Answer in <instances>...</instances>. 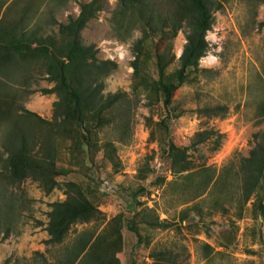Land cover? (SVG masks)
Listing matches in <instances>:
<instances>
[{
    "label": "rangeland",
    "instance_id": "1",
    "mask_svg": "<svg viewBox=\"0 0 264 264\" xmlns=\"http://www.w3.org/2000/svg\"><path fill=\"white\" fill-rule=\"evenodd\" d=\"M92 1L0 0V61L8 67L0 75V264H69L86 231L95 243L74 264H264V175L246 198L239 171L264 137V4L216 0L208 52L166 106L154 84L159 55L168 62L165 83L180 67L188 31L178 22L180 0H99L80 41L116 63L102 79L103 93H124V103L91 132V144L52 140L44 124L20 117L28 110L54 121L61 98L47 93L56 85L46 74L49 61L26 40H42L58 54L70 39L61 26ZM17 40L21 46L10 44ZM21 128L51 143L59 185L50 192L6 168L5 144ZM203 131L209 138L196 144ZM172 144L190 170L174 163ZM69 181L100 219L73 225L62 244H47L52 204L66 199Z\"/></svg>",
    "mask_w": 264,
    "mask_h": 264
},
{
    "label": "trees",
    "instance_id": "2",
    "mask_svg": "<svg viewBox=\"0 0 264 264\" xmlns=\"http://www.w3.org/2000/svg\"><path fill=\"white\" fill-rule=\"evenodd\" d=\"M98 1L93 0L88 4L81 5L78 18H71L68 25L61 26L62 33L69 34L70 39L58 54L51 53L49 48L41 45L42 40L35 37L26 40L29 45L37 44L33 54H42L49 61L46 74L50 81L55 82L56 85L47 90V93L57 92L61 98L55 104L54 121L43 120L28 110H25L20 117L23 120L34 118L38 123L44 124L52 140L55 138H62L63 140L78 138L84 141V145L91 144V132L105 126L110 120L107 115L112 114L117 106L124 103V93L116 92L107 95L103 93L102 79L116 69V63L111 60L98 59L94 47L84 46L80 41L81 30L86 27L87 22L99 10ZM120 1L126 2L127 0ZM258 1L264 4V0ZM177 5L180 13L178 22L180 24L185 22L188 29L187 42L179 59L180 67L175 72V81L165 83L164 78L168 62H165L163 55H159L160 80L154 84L163 95V102L166 106L171 103L174 92L185 82L187 71L191 68H198L200 60L206 56L209 49L206 34L213 25V11L219 9L221 3L216 0H180ZM174 30L177 31L178 27H175ZM5 40L0 34V50L4 48L3 42ZM22 42L23 40H17L10 44L13 46L20 45ZM4 66L3 62L0 61V75H3L4 70L8 69L7 66ZM133 67L135 76H138L137 64H134ZM0 83L4 84L2 81ZM144 84L146 87L154 86L147 80H144ZM210 111H213L214 115H220L217 110ZM78 132L80 134H77ZM211 135L212 132L210 131V137ZM208 138L209 132L203 131L196 135L194 142L200 144ZM50 144L34 141L32 133L23 128L13 130L5 144L9 153L7 170L15 179L20 181L28 176L35 180H41L47 191L50 192L59 185L54 179L58 172L55 153L49 149ZM109 145L107 144V146ZM171 148L174 163H181L180 171L190 170L189 162H185V152L173 144ZM45 151L47 152L45 153ZM239 171L242 177V189L248 198L256 190L264 175V137L256 143L249 156L242 160ZM64 187L66 199L52 204L53 208L50 212L48 226L50 238L46 241L47 244H62L73 225L87 224L100 219L99 210L85 196L78 184L69 181L64 183ZM261 209L264 212L263 205H261ZM94 243L95 241L92 240L89 232H84V236L79 241L78 253L73 260L69 261V264H74L83 253L93 247Z\"/></svg>",
    "mask_w": 264,
    "mask_h": 264
}]
</instances>
